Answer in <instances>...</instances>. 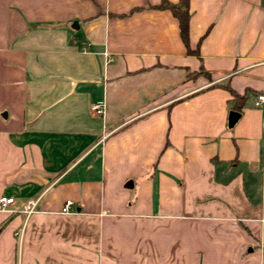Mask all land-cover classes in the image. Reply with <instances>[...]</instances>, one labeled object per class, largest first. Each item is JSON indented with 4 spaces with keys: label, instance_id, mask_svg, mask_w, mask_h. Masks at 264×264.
I'll return each instance as SVG.
<instances>
[{
    "label": "crops",
    "instance_id": "crops-1",
    "mask_svg": "<svg viewBox=\"0 0 264 264\" xmlns=\"http://www.w3.org/2000/svg\"><path fill=\"white\" fill-rule=\"evenodd\" d=\"M162 2L0 0V264H264V0Z\"/></svg>",
    "mask_w": 264,
    "mask_h": 264
},
{
    "label": "built area",
    "instance_id": "built-area-1",
    "mask_svg": "<svg viewBox=\"0 0 264 264\" xmlns=\"http://www.w3.org/2000/svg\"><path fill=\"white\" fill-rule=\"evenodd\" d=\"M255 106L258 108L264 107V92L256 97ZM105 110H106V104L104 102H99L92 106V111L98 116L105 115ZM14 202H15L14 198H6V197L1 198L0 212L10 211L9 208L14 204ZM38 204H39L38 199L29 200L24 207V212L28 216H31L32 214L36 213ZM73 205L74 203L72 201H67L62 209V214L70 215L72 213Z\"/></svg>",
    "mask_w": 264,
    "mask_h": 264
},
{
    "label": "trees",
    "instance_id": "trees-1",
    "mask_svg": "<svg viewBox=\"0 0 264 264\" xmlns=\"http://www.w3.org/2000/svg\"><path fill=\"white\" fill-rule=\"evenodd\" d=\"M190 0H181L178 4L170 3L166 0L157 6L159 10H168L179 22L180 33L188 52L192 53L189 45V20H190Z\"/></svg>",
    "mask_w": 264,
    "mask_h": 264
},
{
    "label": "water",
    "instance_id": "water-1",
    "mask_svg": "<svg viewBox=\"0 0 264 264\" xmlns=\"http://www.w3.org/2000/svg\"><path fill=\"white\" fill-rule=\"evenodd\" d=\"M240 114L238 112H231L230 113V127H234V125L238 122L240 119Z\"/></svg>",
    "mask_w": 264,
    "mask_h": 264
}]
</instances>
